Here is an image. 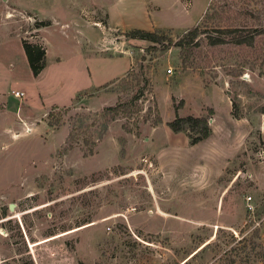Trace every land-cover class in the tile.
<instances>
[{
    "label": "rangeland",
    "instance_id": "1",
    "mask_svg": "<svg viewBox=\"0 0 264 264\" xmlns=\"http://www.w3.org/2000/svg\"><path fill=\"white\" fill-rule=\"evenodd\" d=\"M208 5V30L264 26V0H0V264H264V33L201 37L186 67L124 34L177 40ZM23 40L45 48L36 75ZM138 62L152 90L113 113ZM188 114L206 138L166 124Z\"/></svg>",
    "mask_w": 264,
    "mask_h": 264
},
{
    "label": "trees",
    "instance_id": "2",
    "mask_svg": "<svg viewBox=\"0 0 264 264\" xmlns=\"http://www.w3.org/2000/svg\"><path fill=\"white\" fill-rule=\"evenodd\" d=\"M212 6L208 5L202 20L198 23L189 27L182 35L179 36L177 40H173L171 36L165 32H161L156 29H146L142 27H133L124 32L128 37L141 38L150 40L153 43H162L164 47H169L170 44L179 46V57L181 59V64L186 67L190 62V57L192 56L193 49L200 45L201 37L208 44L214 45L223 42H231L235 44H244L246 46L253 45L257 35L264 33V26H247V25H229L226 27H213L212 30L207 29V19L211 16ZM46 23V22H45ZM22 47L26 54L28 63L32 69L34 75L38 74L41 69L46 65V51L45 48L38 42H31L28 40L22 41ZM148 48H154V44H151ZM138 69L133 72V66H131L126 74H133L135 78V84H139L141 81L143 83L137 88L135 93L127 99H119L115 104L108 106L113 113L121 112L123 115L130 117L134 108L133 101L140 97L143 89L146 88L148 91L152 90V82L148 76L144 74L143 63L138 62ZM233 115L238 114V100L237 95L234 96L232 100ZM154 111V118L151 120L153 125L158 124L162 121V117L159 113L158 104L156 100L153 101L152 106H148L147 111ZM48 116H52V111L48 112ZM57 119L49 120L50 125L57 123ZM166 124L173 130L178 131L184 127L190 129L189 136L192 142H197L200 139L206 138L210 133V126L208 124L207 117L204 115H193L188 114L185 116H176L171 120H167Z\"/></svg>",
    "mask_w": 264,
    "mask_h": 264
},
{
    "label": "built area",
    "instance_id": "3",
    "mask_svg": "<svg viewBox=\"0 0 264 264\" xmlns=\"http://www.w3.org/2000/svg\"><path fill=\"white\" fill-rule=\"evenodd\" d=\"M11 93L16 98H22L23 95L25 94L22 89H12ZM251 198L252 197L250 194H248L246 196V208L249 209L250 211H252V209H254V205L250 202ZM249 219H254V215L252 214Z\"/></svg>",
    "mask_w": 264,
    "mask_h": 264
},
{
    "label": "crops",
    "instance_id": "4",
    "mask_svg": "<svg viewBox=\"0 0 264 264\" xmlns=\"http://www.w3.org/2000/svg\"><path fill=\"white\" fill-rule=\"evenodd\" d=\"M28 106V105H27Z\"/></svg>",
    "mask_w": 264,
    "mask_h": 264
}]
</instances>
